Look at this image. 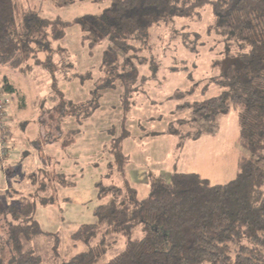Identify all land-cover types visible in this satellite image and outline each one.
Here are the masks:
<instances>
[{
    "label": "trees",
    "instance_id": "1",
    "mask_svg": "<svg viewBox=\"0 0 264 264\" xmlns=\"http://www.w3.org/2000/svg\"><path fill=\"white\" fill-rule=\"evenodd\" d=\"M51 1L58 7L82 1L110 4L102 14L75 22L90 48L105 40L109 46L102 65L106 78L95 86L91 100L83 106L63 99L62 124L69 127L65 135L71 137L77 124L94 115L103 93L118 88L122 92V132L118 137L112 133L106 149L112 158L107 177L120 175L123 183L96 184V222L82 225L71 236L75 246L83 248L63 264H264V0ZM204 8L212 11L215 27L229 34L224 54L231 64L215 80L223 92L187 103L193 119L179 121L181 130L171 124L168 131L178 135L182 144L197 140L208 130L191 131L194 124L216 130L217 119L235 110L239 143L246 154L238 161L235 179L227 184H212L196 173H174L169 180L153 181L149 195L141 198L126 179L128 158L123 152L134 105L133 58L140 53L141 38ZM41 15L27 0H0V67L15 72L33 59L35 65L29 70L42 68L56 85L63 77L55 62L56 45L71 23ZM0 83L8 93H16L7 76ZM59 177L66 182L64 174ZM36 208L37 201L30 197L7 209L11 220L0 264H45L30 246L40 236L55 238L53 255H60V236L42 230L35 220Z\"/></svg>",
    "mask_w": 264,
    "mask_h": 264
},
{
    "label": "rangeland",
    "instance_id": "2",
    "mask_svg": "<svg viewBox=\"0 0 264 264\" xmlns=\"http://www.w3.org/2000/svg\"><path fill=\"white\" fill-rule=\"evenodd\" d=\"M27 2L41 11L43 17L71 24L64 40L56 45L59 54L55 62L63 76L56 85L42 68L29 70L35 65L33 59L21 63L15 72L0 67V81L8 76L19 90V94H12V111L16 105L20 117L17 120L13 114L10 119L16 151L4 165L0 164V210L3 211L0 212V249L5 246L11 220L7 209L31 197L37 201L35 220L42 230L60 236V255L57 258L53 255L55 238L40 236L30 246L43 257L45 264H63L83 248L75 246L71 236L82 225L96 222L94 211L99 205L96 184L123 183L119 175L107 177L112 158L106 149L112 133L116 132L118 137L122 132L121 89L103 93L100 108L77 124L69 138L65 135L69 127L61 119L65 113L64 100L84 106L91 100L95 86L106 78L102 65L109 42L105 40L90 48L81 26L75 22L88 15L102 14L110 4L82 1L58 7L51 0ZM214 23L210 8H204L188 19L170 21L154 29L138 43L140 53L133 58L134 70H131L134 105L126 124L128 136L123 142V152L129 158L127 178L141 198L149 195L153 181L169 180L174 172L196 173L212 184H227L235 179L238 161L246 154L239 143V118L235 110L217 119L216 130L202 123L194 124L191 131H209L197 140L182 144L178 135L168 131L171 124L181 130L179 121L193 119L187 103L204 101L223 92L215 80L231 64L226 62L224 54L229 34ZM26 140L31 142L30 147ZM26 151L29 156L24 154ZM15 161L20 164V170L8 167H13ZM51 166L58 167L54 170ZM31 169L35 171L28 173ZM61 173L66 176V182L62 183Z\"/></svg>",
    "mask_w": 264,
    "mask_h": 264
},
{
    "label": "built area",
    "instance_id": "3",
    "mask_svg": "<svg viewBox=\"0 0 264 264\" xmlns=\"http://www.w3.org/2000/svg\"><path fill=\"white\" fill-rule=\"evenodd\" d=\"M13 96L4 86L0 85V164L4 165L6 159L15 151L10 135V119L12 118Z\"/></svg>",
    "mask_w": 264,
    "mask_h": 264
},
{
    "label": "crops",
    "instance_id": "4",
    "mask_svg": "<svg viewBox=\"0 0 264 264\" xmlns=\"http://www.w3.org/2000/svg\"><path fill=\"white\" fill-rule=\"evenodd\" d=\"M7 77H8V76H7ZM8 78H9V81L12 83V81L10 80V77H8ZM12 84L14 85V88H15V90H16V93H14V94H15V95H16V94H19V90H18L17 86H15L14 83H12ZM15 112H16V113H15ZM13 114H15V117L17 118V120H18V118L20 119V117H19V115H18V111H17L16 105L14 106V113H13V111H12V116H14ZM9 124H10V126H11V124H12V127H13V123L10 122ZM23 124H24V122L22 123V125H23ZM63 125H64V124H63ZM64 126H65V125H64ZM64 126H63V128L65 129ZM17 127H18V126H17ZM17 127H14V129H16ZM14 129H13L12 131H16V130H14ZM59 131H60V133H61L62 129H60ZM40 136H41V134H40ZM40 136H39V137H40ZM25 143H26L27 147H30V145H32L31 142H27V140H26ZM47 146H48V144H47ZM47 146L44 145V149H45V150H46V147H47ZM15 151H16V150H15ZM49 151H50V150H49ZM33 152L36 154V151H35V150H34ZM18 153H19V152H18ZM25 153H28V156L30 155L28 151L24 152V154H25ZM25 157H26V156H25ZM127 158H128V157H127ZM32 163H33V162H32ZM48 163H50V159L48 160ZM128 163H129V158H128ZM8 167H9L10 169H12V168H17V169H19V170H20V168H21V167H20V164L18 163V161H15V164H14L13 167H12V166H8ZM57 167H58V166H51V168H53L54 170L57 169ZM44 168H47V166H44ZM47 169H48V168H47ZM36 170L38 171V170H40V169H36ZM34 171H35V170H34ZM34 171L31 169V170L28 171V173H33ZM174 173H178V172H174ZM174 173H173V174H174ZM179 173H182V172H179ZM26 174H27V173H26ZM128 175H129V172H128L127 168H126V175H125V176H126V179H127L128 182L132 185V183L130 182V179L127 178ZM119 176H120V175H119ZM170 176H172V175H170ZM169 178H170V177H169ZM15 182H16V181H15ZM132 186L134 187V185H132ZM7 189H8V188H7ZM136 189H137V188H136ZM4 191H5V190H4Z\"/></svg>",
    "mask_w": 264,
    "mask_h": 264
}]
</instances>
